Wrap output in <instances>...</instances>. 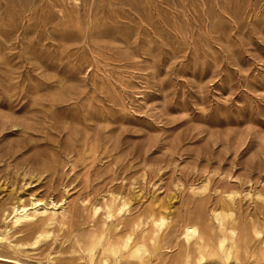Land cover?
<instances>
[{
  "label": "rangeland",
  "instance_id": "rangeland-1",
  "mask_svg": "<svg viewBox=\"0 0 264 264\" xmlns=\"http://www.w3.org/2000/svg\"><path fill=\"white\" fill-rule=\"evenodd\" d=\"M31 197L55 212L12 226ZM0 237V264H264V0H0Z\"/></svg>",
  "mask_w": 264,
  "mask_h": 264
},
{
  "label": "bare ground",
  "instance_id": "bare-ground-1",
  "mask_svg": "<svg viewBox=\"0 0 264 264\" xmlns=\"http://www.w3.org/2000/svg\"><path fill=\"white\" fill-rule=\"evenodd\" d=\"M51 207H48V205L43 202L41 199H37L34 197H31L30 200L26 203L22 200L17 203V205H12L11 212L9 213V221L12 224V226H17L21 223L31 221L37 217L38 214H48V212H55L57 208V204L54 201H50ZM124 207V203L119 207V210L121 211ZM216 218L220 221V215L218 212H215ZM152 222L156 227H162L165 225V218L163 215L158 214L157 217H153ZM198 234V230L194 225H188L184 227V237L186 240H189L190 238L196 236ZM41 236V233H39L36 236V240ZM2 237H0V240ZM130 240L129 237H127L126 242ZM225 238L221 241L224 242ZM139 248L137 249V251Z\"/></svg>",
  "mask_w": 264,
  "mask_h": 264
}]
</instances>
